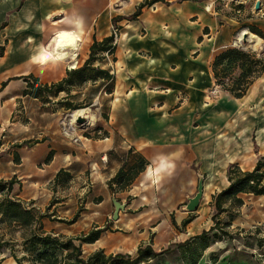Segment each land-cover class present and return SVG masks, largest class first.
<instances>
[{
  "label": "crops",
  "instance_id": "1",
  "mask_svg": "<svg viewBox=\"0 0 264 264\" xmlns=\"http://www.w3.org/2000/svg\"><path fill=\"white\" fill-rule=\"evenodd\" d=\"M144 2L149 3L140 15L128 19ZM150 2L0 0V179H15L12 194L44 215L46 233L76 237L108 226L97 241L83 243V250L104 249L98 242L114 234L130 237L129 254L148 244L159 252L166 249L156 248L162 236L169 244L201 233L196 231L201 210L209 202L214 206L213 195L229 186L228 167L251 171L264 156V72L244 96L225 91L208 101L217 86L215 57L236 47L244 30L255 34L248 25L264 31V0L249 6L244 0ZM114 27L120 29L114 60L102 66L115 73L114 99L102 110L107 119H99L91 136L59 132L54 104L25 94L27 78L50 84L67 75L71 67L62 66L65 61L41 60L60 30H82L79 47L87 54L94 40L110 36ZM6 126L7 139L1 137ZM138 156L149 164L130 186L114 193L110 180ZM201 178L203 197L197 210L188 211ZM239 196L242 210L252 202L258 220L264 219V195ZM114 199L124 204L117 219ZM140 220L156 224L155 230L149 227L156 234L153 242L146 229L137 235ZM0 264L18 263L1 255Z\"/></svg>",
  "mask_w": 264,
  "mask_h": 264
},
{
  "label": "trees",
  "instance_id": "2",
  "mask_svg": "<svg viewBox=\"0 0 264 264\" xmlns=\"http://www.w3.org/2000/svg\"><path fill=\"white\" fill-rule=\"evenodd\" d=\"M156 1L158 0H151L150 3ZM146 3L149 2L141 3L136 12L127 18L130 20L136 19ZM237 7L239 9V5ZM248 28L264 39V31L261 28L255 25H248ZM115 48L116 42L113 34L101 41L95 39L90 47L89 57L83 66L68 70L64 78L50 84L40 83L38 78L30 76L27 78L28 88L25 94L46 101L52 96H58L62 91L70 92L68 86L75 82V78L81 82L97 81L98 79L106 80L107 83L112 84L111 89L113 92L115 73L112 68L95 66L94 63L100 60L98 53H100L104 62L106 61L105 52L112 56ZM1 54L2 48H0ZM212 69L216 85L228 91L232 96L240 98L247 93L255 79L264 72V50L259 53L246 51L239 47H228L215 57ZM90 72H93V74H90ZM6 84L7 81L3 82L2 85L5 86ZM51 156L52 152L47 160H50ZM148 164L149 161L143 156H138L130 166L124 163L115 177L110 180L109 187L114 193L119 189H126L145 170ZM63 173L64 170L62 169L58 176ZM227 175L230 181L229 186L214 194L212 198V204L216 208L213 219H217L219 214L226 211L229 205L240 208L244 204V200L239 196L242 193L264 195V156L258 160L255 168L251 171H244L237 165H230ZM15 182L14 178L9 180L0 179V229L2 224L8 223L23 230L24 255L22 258L13 255L18 264H24L23 260L27 258V255L33 256L35 264H143L163 255L169 249L166 248L157 252L148 244L139 246L135 256L129 253H107L102 248L85 256L82 244L97 241L102 232L108 229V226L94 227L89 232L76 237L46 233L41 223V218L44 215L36 212L33 207H28L20 198L12 194ZM228 203L230 204L228 205ZM191 220L192 217L186 218L183 220L182 225H187ZM173 223L176 225L175 220H173ZM214 229L215 226L209 230L204 229L201 233L174 244L189 254L190 264H197L202 251L210 246L208 236L210 231ZM9 244L4 238H0V250L10 247ZM59 252L62 253L61 256Z\"/></svg>",
  "mask_w": 264,
  "mask_h": 264
},
{
  "label": "rangeland",
  "instance_id": "3",
  "mask_svg": "<svg viewBox=\"0 0 264 264\" xmlns=\"http://www.w3.org/2000/svg\"><path fill=\"white\" fill-rule=\"evenodd\" d=\"M244 1V4L248 6L252 5L254 2V0ZM220 2H223V0H220ZM244 4H242V6H245ZM65 27L71 28L70 26ZM249 34L250 33H248V36ZM248 36L246 35L243 39L242 36H238V38H236V47L246 51L261 52L263 50L262 41L253 47L248 43ZM240 37L241 39H239ZM49 44L47 47H50ZM80 48L81 46L79 49ZM79 49L77 55L73 59L70 58L65 62H61L62 66H70L71 69L83 66L90 53L86 54L83 48ZM98 57L100 60L94 63L95 66H104L106 62L109 63L113 61L111 55H106V61L104 62L102 61L100 53H98ZM72 65L75 67H72ZM105 68H110V66H105ZM90 74H93V72H90ZM111 88L112 84L107 83V81L103 79L81 82L75 78V82L71 86H68L70 92L62 91L58 96H52L50 99L44 101L45 103L51 102V104H54L52 107L56 111L57 120L55 129L62 132V128L65 129L69 128V126L71 127V125H77L75 134L91 136V132L96 131L98 128L99 119H107V116L102 110H107L108 105L112 103L114 99V96L111 94ZM224 92L225 90L220 86L214 87L212 91H210V98H208V101L214 102L219 100ZM116 96L119 97L120 95L118 94ZM122 97L120 96V98ZM81 109H86L84 114L78 116L85 118V121L82 123L78 122V117L75 116L76 111ZM88 115H90V119H88ZM6 131L8 132L7 126L3 130V134L1 135L2 138L5 136V139H7L5 134ZM253 205L254 203L251 202L244 210L229 205L227 210L219 214L217 219H213L216 208L211 205V202L204 205L206 209L205 211L201 210L203 218L201 219L202 221L197 224L196 231L202 232L204 229L209 230L213 226H215V229L210 231L208 236L210 246L202 251L197 264H264V219L258 220L257 214L259 213L254 211ZM155 225L156 224L153 222L138 221V227L136 229L137 235H139L140 231L146 229L145 231L149 236V241L153 242L156 234L152 233L149 227L154 228ZM161 226L163 232L167 231L166 224H161ZM166 237L167 235L157 239L156 248L169 249L165 251L163 255L146 261L143 264H190L189 254L183 249H179L175 246L174 243L177 241L168 244V238ZM0 238H4L5 241L10 243V247H5L0 250V256L9 255L14 258L13 255H17L20 258L23 257V230L8 223H4L1 225ZM128 239H130V237L126 235L110 234L104 240L99 241L98 244L102 245L107 253H129V249L125 245ZM91 252H93L91 249L83 250L85 256L89 255ZM136 254L137 253L133 254V256ZM59 255L61 256L62 253L59 252ZM32 257V255H27V258L23 260L24 264H35L36 262Z\"/></svg>",
  "mask_w": 264,
  "mask_h": 264
},
{
  "label": "bare ground",
  "instance_id": "4",
  "mask_svg": "<svg viewBox=\"0 0 264 264\" xmlns=\"http://www.w3.org/2000/svg\"><path fill=\"white\" fill-rule=\"evenodd\" d=\"M245 33L246 30L241 33V36ZM83 37L84 35L82 30H60L51 40L49 44L50 47L44 49L41 60L43 63H47L50 60L66 61L68 58H70L71 51H74L72 53L73 56L76 55L75 51L78 50L80 43L83 42ZM239 39H241V37ZM260 41L261 38L257 35L249 34V45L255 47ZM85 111L86 109L78 110L76 111L75 116H80L81 114H84ZM87 117L90 119V115Z\"/></svg>",
  "mask_w": 264,
  "mask_h": 264
},
{
  "label": "water",
  "instance_id": "5",
  "mask_svg": "<svg viewBox=\"0 0 264 264\" xmlns=\"http://www.w3.org/2000/svg\"><path fill=\"white\" fill-rule=\"evenodd\" d=\"M260 7V1H257L256 3V8L259 9ZM249 31L246 30V33L242 35V39L246 37V35H248ZM77 121L82 123L85 121L84 117H78ZM204 194V179L201 178L198 184V190L196 192V194L194 196H192L191 198H189L188 203L186 204V209L188 211H195L198 209L200 201L203 197ZM114 203H115V211H114V219L118 218V214L120 212V210L124 209V204H122L120 201H118L117 199H114Z\"/></svg>",
  "mask_w": 264,
  "mask_h": 264
},
{
  "label": "built area",
  "instance_id": "6",
  "mask_svg": "<svg viewBox=\"0 0 264 264\" xmlns=\"http://www.w3.org/2000/svg\"><path fill=\"white\" fill-rule=\"evenodd\" d=\"M235 2L237 3H240V0H234ZM230 1H226L225 2V5H229ZM237 12H240L239 9H237ZM119 33H120V29L119 27H114L113 28V31H112V34L114 35L115 37V42H117V39H118V36H119ZM105 55L109 56L108 52H105ZM78 117V116H77ZM76 117V118H77ZM75 123H76V120H75ZM77 124V123H76ZM77 131V125L73 126L71 125V127L69 126V128H65V133L69 136L75 134Z\"/></svg>",
  "mask_w": 264,
  "mask_h": 264
}]
</instances>
